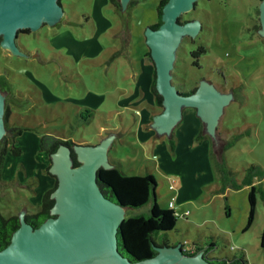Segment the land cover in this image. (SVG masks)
I'll return each instance as SVG.
<instances>
[{"label": "rangeland", "instance_id": "obj_1", "mask_svg": "<svg viewBox=\"0 0 264 264\" xmlns=\"http://www.w3.org/2000/svg\"><path fill=\"white\" fill-rule=\"evenodd\" d=\"M61 1L66 22L63 15V22L55 26L46 24L18 38L20 46H23L21 51L28 57L12 54L0 46V88L5 102H9L12 109L10 123L27 128L29 131L25 133H31L28 136L31 138L52 134L70 138L84 146L98 145L103 139L113 136L108 151L109 161L115 162L126 174L152 173L157 179V202L160 207L169 208L170 200L174 202L175 189L180 186L179 177L160 169L153 155V138L145 141L138 137L135 112L116 103L119 93L109 94L104 103L94 108L91 118L85 113L86 118L80 121L75 116L76 105L65 99L84 95L87 89L96 95L104 89L112 90L115 69L118 68L119 80H122L126 61L120 58L111 66L110 63L103 64L104 58L118 52L109 47L115 44L119 48V42L111 31L102 30L95 20L97 0ZM138 1L129 9L127 6L123 15L117 17L112 6L101 5L98 0L102 14L113 25L119 23V30L125 28L127 34H131L129 50L125 52L124 47H120L121 55L118 57L128 54L130 57L132 53L135 60H140L149 50L145 31L157 21L159 0ZM259 6L260 0H196L193 8L180 15L179 21H197L199 31L195 37L186 35L182 38L172 69V83L177 90L191 91L206 81L220 93H230V99L222 106L215 134L209 133L206 123L203 125L208 137L202 140L209 143L211 156L208 166L212 178L205 181L209 177H202V182H205L196 199L172 207L177 223L173 230L167 232V240L172 246L181 244L186 251L200 245L208 250L205 254L208 259H244L248 264H264V35L259 32L263 30L260 13H257ZM56 32H61L63 37L71 35L75 40L87 42L97 38L106 49L95 58L78 63L71 58L61 61V57L67 54L52 45ZM201 47L205 52L199 51ZM77 70L82 77L71 73H78ZM57 97L62 100L57 101ZM29 139L26 138V142L21 138L26 145L29 141L31 146L36 143ZM193 145H197L195 140ZM25 148L27 156L32 158L31 165L49 178L44 172L48 164L46 154L42 156L43 165L31 147ZM19 162L26 175L28 170L24 162ZM41 165L43 168L40 169ZM10 167L7 162L5 171ZM38 177L6 179L0 190V209L5 216L25 214L24 208L20 210L23 204L37 207L36 200L30 203L26 198L37 185ZM42 181H45L44 177ZM173 184L174 190L170 188ZM252 188L255 215L249 225V193ZM151 205L149 202L140 208L125 209V215H147ZM159 239H163V233Z\"/></svg>", "mask_w": 264, "mask_h": 264}, {"label": "water", "instance_id": "obj_2", "mask_svg": "<svg viewBox=\"0 0 264 264\" xmlns=\"http://www.w3.org/2000/svg\"><path fill=\"white\" fill-rule=\"evenodd\" d=\"M120 1L124 11L131 0ZM195 1L168 0L163 7L162 24L157 29L149 26L145 31L156 70V87L163 96V110L154 117L152 125L160 134L169 133L186 107L196 108L209 133L215 134L222 106L230 99V93L222 94L206 81L188 95L172 83L179 43L184 36L195 37L199 31L197 21H179ZM259 13L263 29L259 32L264 35V0H260ZM63 15L59 0H0V46L12 54L26 56L16 42L18 30L36 31L43 24L54 26ZM5 100L0 88V140L6 132ZM112 139L110 136L94 146L76 144L78 166H74L71 149L65 145L51 155L50 172L58 179L51 195L55 200L52 216L34 228L25 220V214L19 215L20 227L12 234L9 245L0 250V264H214L203 251L186 254L181 244L154 246V256L137 261L119 251L118 230L125 208L107 198L97 182L99 168L113 167L107 152Z\"/></svg>", "mask_w": 264, "mask_h": 264}, {"label": "crops", "instance_id": "obj_3", "mask_svg": "<svg viewBox=\"0 0 264 264\" xmlns=\"http://www.w3.org/2000/svg\"><path fill=\"white\" fill-rule=\"evenodd\" d=\"M101 5L106 7H111V4L108 0H99ZM98 3V0H97ZM96 3V8L98 9V14L96 15V19L100 25V28L104 31H111L112 35L117 38L119 42V48L124 47V51L129 50L131 44V34L129 32L127 34L125 28L123 31L119 30L120 24L113 25L110 19H107L101 12V7ZM113 8V7H112ZM114 10V9H113ZM114 13L118 17V13L114 10ZM63 18V17H62ZM67 18L64 13V20ZM113 20V19H112ZM62 19L60 20V22ZM63 22V21H62ZM66 22V20H65ZM98 26V24H97ZM114 26V27H112ZM95 30V29H94ZM61 32H56L54 34V39H52L51 43L56 49H60L61 51L65 50L67 54L64 57H61V61H66L68 58H71L75 62H80L86 59L95 58L99 53L104 51L106 48L98 43V39L95 38L93 41L87 42L86 40H75L74 38L63 37ZM100 35V34H99ZM98 37V36H96ZM115 43V42H114ZM110 49L115 48L118 50L117 53H111V57L104 58V63L113 64L115 61L118 63L120 58H125L126 68L125 71L121 74L122 80L120 79V73L118 68L116 67L114 72V87L112 90L104 89L105 91L96 92L94 94L93 91H88L84 93V95L79 94L78 96L67 97L65 99L69 100L72 104H75L76 114L83 109V107H87L88 109L96 108L101 102H105L107 96L110 94H114L115 92L119 93L118 98H116V103L120 106L130 109L132 112L134 111L135 121L139 128L138 137H143L145 141H148L150 138H153L154 147H153V155L157 161L158 166L162 169L166 174H173L178 176L180 181V186L176 190L174 198V206L176 204H183L185 202L192 201L196 199L200 193V188L205 181L211 179V169L208 166V158L211 156L209 143L207 140H201L197 145L194 144L195 137L200 130L202 124H205V121L197 114L196 108L186 107L183 109L181 119L173 125L170 129L169 133L165 132L160 134L158 128L152 126L155 122V118L158 114H160L163 110V107H159L155 104L154 96L151 92V82L153 79V73L155 70L154 62L146 53L144 59L135 60L131 56L128 55L126 57H118L120 54V49L113 44L109 47ZM131 50V49H130ZM148 52V51H147ZM64 67L68 68L66 65ZM109 67H107V72H109ZM71 71L73 75L78 77H82L81 72L79 70ZM100 93V94H99ZM99 94V95H98ZM47 96L50 97V93H47ZM54 99V97H53ZM64 99V100H65ZM57 101H61V97H57ZM116 111H119L117 108ZM75 114V115H76ZM205 126V125H204ZM203 126V131H204ZM145 127V128H144ZM29 131V130H28ZM25 131V132H28ZM23 133L18 138V145L23 148V154L21 156L15 157L13 155H9L7 157V162L11 164L9 170L3 171L4 180H14L19 178L23 180L27 177L38 175V180L41 182H37V185L31 189L30 196L24 197L30 203L38 202L40 204V198L42 193L53 184V179L51 177H47L46 175L41 174V170H37L35 166L32 164V158L28 157L26 154L25 147H31V150L34 152L36 156H40L39 162L43 164L42 156H45L44 152L39 151V139L37 137H28L31 136V133ZM26 134V135H25ZM174 135L175 142V150L172 153L170 151V147L168 144V138ZM30 138L29 140H35L36 143L33 146L30 145V141L24 144V141L21 138ZM66 139V138H63ZM74 141V140H73ZM27 142V141H26ZM76 144H80L77 141H74ZM110 149V145L108 147L107 152ZM47 156V155H46ZM109 159V158H108ZM48 160V159H47ZM19 161L24 162L25 169L28 170V173L25 175L24 168L20 167ZM112 166H116L115 162H110ZM45 164V163H44ZM43 164V165H44ZM43 165L39 166L40 169L43 168ZM121 170V169H120ZM152 174V173H148ZM207 175V176H206ZM7 177V178H6ZM45 178V181H42V178ZM198 177V178H197ZM202 177L205 179L202 182ZM197 178V179H196ZM6 180V181H7ZM37 180V179H36ZM202 182V183H201ZM6 183V182H5ZM4 183V184H5ZM44 184L47 185L44 188ZM4 187V185H3ZM2 187V188H3ZM31 188L30 186L28 187ZM1 190V189H0ZM34 190V191H33ZM174 190V189H173ZM36 191V192H35ZM38 192V193H37ZM173 200V199H172ZM171 201V200H170ZM176 201V202H175ZM22 202H19L21 204ZM37 205V207H38ZM37 207L34 205L30 208L27 204H23L20 208H24L27 213H34L37 210Z\"/></svg>", "mask_w": 264, "mask_h": 264}, {"label": "trees", "instance_id": "obj_4", "mask_svg": "<svg viewBox=\"0 0 264 264\" xmlns=\"http://www.w3.org/2000/svg\"><path fill=\"white\" fill-rule=\"evenodd\" d=\"M113 9L123 15L122 5L120 0H108ZM168 0H159L157 5V21L150 25L153 29H157L162 24L163 7ZM62 4V1L59 0ZM138 0H131L128 8L137 4ZM259 8H257V13ZM258 25H256V28ZM24 31H30L29 29H23ZM21 31V30H20ZM199 51L205 52V49L201 47ZM147 54L150 56V50ZM193 54L198 55L194 51ZM4 89V88H2ZM195 89L191 91H182L183 94L193 93ZM151 92L155 99V104L159 107H163V96L158 92L156 87V70L153 73V79L151 82ZM86 113V114H85ZM93 109L83 107L80 112L75 116L76 118L85 119V115L88 117L93 116ZM12 109L9 102H5L4 122L6 128V134L0 140V189L3 187L6 180L3 178V171L9 155L15 157L23 154V148L18 145V138L21 136L27 128L15 127L10 123ZM85 114V115H84ZM203 131V124L200 127L199 132L195 137V141L199 143L202 139L207 138ZM175 137L174 135L168 138L170 151L173 153L175 150ZM39 151L44 152L47 155L48 164L44 168V172L53 179L51 187L47 188L41 195L40 204L37 207L36 212L27 213L25 220L34 228L39 227L46 219L50 218L51 209L55 200L51 197L53 191L58 186V179L56 175L50 172L52 163L51 155L55 153L61 145H65L71 149V157L73 159L74 166L80 165L77 159V154L74 150L76 143L72 139H63L59 136L52 134H44L39 138ZM97 182L103 192V194L122 205L125 209L140 208L145 204L152 202L150 211L147 215H134L126 216L121 222L118 230V249L119 251L131 261H137L144 258L154 256L157 250L154 246L170 245L167 240V232L173 230L176 227L177 216L173 208H162L157 202V179L152 174L137 175L126 174L118 167L113 166L111 168L101 167L97 171ZM250 213L248 224L250 225L255 215V194L254 188L249 193ZM228 214V213H227ZM20 227V217L18 214L5 216L0 209V250L9 245L12 234ZM160 233H163V239H159ZM262 244L264 245V229L262 232ZM204 251L200 245H195L191 251L184 252L189 255H195L196 253ZM214 264H233L234 262H240L241 264H248L246 260H227V259H209Z\"/></svg>", "mask_w": 264, "mask_h": 264}, {"label": "flooded vegetation", "instance_id": "obj_5", "mask_svg": "<svg viewBox=\"0 0 264 264\" xmlns=\"http://www.w3.org/2000/svg\"><path fill=\"white\" fill-rule=\"evenodd\" d=\"M65 13V12H64ZM63 17V16H62ZM44 25H46V24H43V26ZM55 26V25H54ZM21 30V31H20ZM20 30H18V37H17V40H16V42H17V44H18V46L20 47V49H22L23 48V46H20V44H19V41H18V38L20 37V35H22V34H30L31 33V31H24L23 29H20ZM197 89V88H196ZM204 254H205V252H204Z\"/></svg>", "mask_w": 264, "mask_h": 264}, {"label": "built area", "instance_id": "obj_6", "mask_svg": "<svg viewBox=\"0 0 264 264\" xmlns=\"http://www.w3.org/2000/svg\"><path fill=\"white\" fill-rule=\"evenodd\" d=\"M170 188H171V189H175L174 184H173V185H170ZM169 206H170L171 208L174 206V202H173V200L170 201Z\"/></svg>", "mask_w": 264, "mask_h": 264}]
</instances>
